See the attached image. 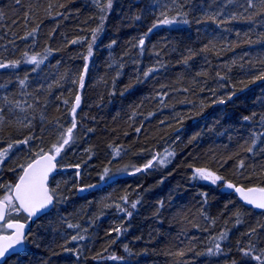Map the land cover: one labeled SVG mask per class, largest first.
I'll list each match as a JSON object with an SVG mask.
<instances>
[{
    "label": "trees",
    "instance_id": "1",
    "mask_svg": "<svg viewBox=\"0 0 264 264\" xmlns=\"http://www.w3.org/2000/svg\"><path fill=\"white\" fill-rule=\"evenodd\" d=\"M110 2L0 0V199L70 128L58 165L81 169L50 179L52 209L3 264H260L240 249L264 257V212L228 187L264 188L260 0Z\"/></svg>",
    "mask_w": 264,
    "mask_h": 264
},
{
    "label": "snow or ice",
    "instance_id": "2",
    "mask_svg": "<svg viewBox=\"0 0 264 264\" xmlns=\"http://www.w3.org/2000/svg\"><path fill=\"white\" fill-rule=\"evenodd\" d=\"M111 6V2L109 0V7ZM248 6L250 8H255L256 5L253 4L252 0H248ZM260 7L261 12L264 13V0H260ZM261 14V13H257ZM235 19V17H233ZM165 24L173 23V21H169L165 19L163 21ZM187 23V21H185ZM156 25H153V28H155ZM151 31V29H149ZM95 35V31L93 33ZM73 43H76V41H73ZM139 44L142 46L144 44V39L141 38L139 41ZM89 55H91V46L89 47ZM32 63L36 62V58L32 57L31 59ZM9 65L6 64H0V68L8 67ZM14 66V65H13ZM85 70H87V66H85ZM152 69H149V72H151ZM149 72H145L144 75L147 76ZM256 79H264V74H261V76L256 77ZM23 83V81H21ZM83 86V76H81V87ZM80 97L77 96L76 103L79 105ZM223 103V101H220ZM73 112H75V108H73ZM245 120L250 119V117H244ZM73 128H75V122H73ZM72 128L67 130V137L63 140V143L60 144L59 147L54 146L55 154L49 155L47 153L41 155L39 159L33 161L32 163L28 164L27 167H23V174L19 176L18 182L15 185H7L5 186L7 188L8 193L7 195H4L2 199H0V221L4 220L6 215L8 214L9 210L19 212L23 210L28 214V217H32L36 215L38 212L46 209L48 205L52 203V195L49 193L47 187L45 186V181L47 179L48 173L52 170L53 161L56 158V155H59L61 149L64 147V145L69 144V141L71 139V133ZM19 143H27V140L21 141ZM12 147V145H9V149ZM251 150V149H249ZM7 149H5L3 152H0V163L3 162L4 157L7 154ZM151 165V162L148 166ZM146 166V167H148ZM137 171H140V169H137ZM197 172L205 179L209 178L211 174L205 175L204 170L198 169ZM103 179V177H102ZM218 179V178H216ZM215 182V179H213V183ZM229 188H232L233 185L229 184ZM236 191L241 193L242 198L247 201V203L254 205L257 208L264 209V188H249L246 191L241 188H236ZM258 193V196H253L250 194ZM126 200V197L124 198ZM136 204H132V208H135ZM130 216L131 213H128ZM7 227L9 229H13V232L8 236L0 237V260H3L6 256V254L10 252H15L16 246L20 245L22 241L24 240V225L23 224H13L8 223ZM69 227H72V225H69ZM119 231V229H117ZM253 231H255L253 229ZM226 235V234H224ZM82 238V237H81ZM222 239L224 236L222 235ZM76 237H73V240H75ZM217 251H219L220 246L219 244L216 245ZM241 253L244 257L250 258L252 260H256L260 262V264H264V257L260 255H252L251 249L245 250L240 249ZM209 253H212V249H209ZM112 259H115V257H112ZM235 264V262H234Z\"/></svg>",
    "mask_w": 264,
    "mask_h": 264
},
{
    "label": "water",
    "instance_id": "3",
    "mask_svg": "<svg viewBox=\"0 0 264 264\" xmlns=\"http://www.w3.org/2000/svg\"><path fill=\"white\" fill-rule=\"evenodd\" d=\"M75 105L77 106V103H76V102H75ZM44 154H45V153H44ZM47 154L52 155V154H50V153H47ZM41 155H43V154H41ZM41 155H39V156H37L36 158H34L33 160H31V161H30L29 163H27L24 167H27L28 164H30V163H32L33 161L39 159V157H40ZM52 163H53L54 167H52V170L48 173L47 179H46V181H45V186L47 187V189H48V191H49L50 194H51V191H50V188H49V181H50V179H51L52 177L56 176V174H58V173H66V172H69V171H72V170H78V173H77V179H79L80 174H81V169H80L79 167H66V168H59V166H58V164H57V163H58V156H57V155H56L55 160H54ZM149 164H150V163H149ZM149 164H148V165H149ZM148 165H146V166H148ZM151 165H152V162H151ZM151 165H150V166H151ZM146 166L140 168V171H135V172H133V173L125 174L124 176H129V175H134V174L140 173V172H142V171H144L145 169H147V168L150 167V166H148V167H146ZM22 174H23V169H22L20 175H22ZM20 175H19V176H20ZM122 176H123V175H122ZM118 177H119V176H118ZM18 179H19V177H18ZM18 179L16 180L15 184L18 182ZM115 179H117V177H113V178H110V179H108V180H106V181H102V182H100V183H98V184H95V185H93V186H90V187H89L88 189H86V190H84V189L81 188V187H78V194L81 196V195H83L84 193H90V192H92V191H94V190H99V189H101L102 187L106 186L107 184H109L111 181H113V180H115ZM15 184H14V185H15ZM236 188H241V189H244V190L246 191V190L249 189V188H257V189H259V187H247V188H245V187H242V186H233L232 188H230V190H231V192L234 194V196L237 198V200H238L242 205H244L245 207L250 208V209H252V210H254V211L258 212V213H263V212H264V209H262V208H257V207H255L254 205L247 203V201L244 200V199L242 198L241 193H239V192L236 191ZM51 195H52V194H51ZM250 195L258 196L259 194H258V193H255V194H250ZM52 197H53V195H52ZM53 204H54V197H53V199H52V203H51L50 205H48V207H47L46 209H44V210L38 212L36 215H34V216H32V217H28V214H27L26 212H24L23 210L19 211V212L25 217V219H26L25 221H22V220H11V221H7V215H6V217H5L4 220L0 221V225H4L5 229L9 232L8 234H0V237L8 236V235H10V234L13 232V229H9V228L7 227V224H8V223H13V224L19 223V224H23V225L25 226L24 229H23V232H24V240L22 241V243H21L20 245H17V246H16V250H15V252H10V253L6 254L5 258H4L3 260H0V264H3V263L5 262V260H6L8 257L13 256V255L20 254V253H22V252L24 251V249H25V239H26V237H27V235H28L29 230L32 228L33 224H34L39 218H41L42 216H44L45 214H47V213L52 209Z\"/></svg>",
    "mask_w": 264,
    "mask_h": 264
},
{
    "label": "rangeland",
    "instance_id": "4",
    "mask_svg": "<svg viewBox=\"0 0 264 264\" xmlns=\"http://www.w3.org/2000/svg\"><path fill=\"white\" fill-rule=\"evenodd\" d=\"M205 175H208V174H205ZM213 179H215V178H213L211 175L209 176V178H207V179H205V178H202V180L203 181H205V182H207V183H211V184H215L217 181H216V179H215V182L213 183ZM109 208H112V205H109L108 206ZM222 240H224V238L222 239V238H220L219 239V242L218 243H216V245L217 244H221V242H222ZM215 252H216V248H215V250H214ZM220 251V252H219ZM218 251V254H220V253H222L223 252V250L221 251V250H219ZM217 253V252H216ZM256 261V260H255ZM256 263H258V261H256Z\"/></svg>",
    "mask_w": 264,
    "mask_h": 264
},
{
    "label": "bare ground",
    "instance_id": "5",
    "mask_svg": "<svg viewBox=\"0 0 264 264\" xmlns=\"http://www.w3.org/2000/svg\"><path fill=\"white\" fill-rule=\"evenodd\" d=\"M58 164V163H57ZM59 166V165H58ZM75 167V166H74ZM60 168H64V165H60ZM77 173H78V170H77ZM9 221V220H7ZM11 221V220H10Z\"/></svg>",
    "mask_w": 264,
    "mask_h": 264
}]
</instances>
